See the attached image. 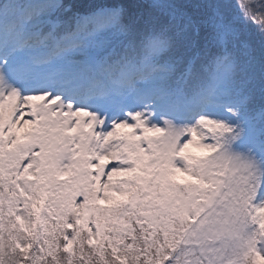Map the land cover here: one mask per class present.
<instances>
[{"label": "snow or ice", "instance_id": "6c2138e0", "mask_svg": "<svg viewBox=\"0 0 264 264\" xmlns=\"http://www.w3.org/2000/svg\"><path fill=\"white\" fill-rule=\"evenodd\" d=\"M257 86L264 0H0V264H264Z\"/></svg>", "mask_w": 264, "mask_h": 264}, {"label": "rangeland", "instance_id": "374dc122", "mask_svg": "<svg viewBox=\"0 0 264 264\" xmlns=\"http://www.w3.org/2000/svg\"><path fill=\"white\" fill-rule=\"evenodd\" d=\"M64 22H65V24H70V20H68V21H65L64 20ZM63 30V29H62ZM107 38V37H106ZM101 39H104L100 34L97 36V37H95V38H93V48H95V42L96 43H102V40ZM84 43H85V46L87 47V44H88V40H85L84 41ZM72 60H73V62L75 63V64H77V63H79V62H81V60H79V58H77V56L75 55L73 58H72ZM84 62V61H83ZM82 62V63H83ZM197 66H199V65H197ZM254 99V98H253Z\"/></svg>", "mask_w": 264, "mask_h": 264}]
</instances>
